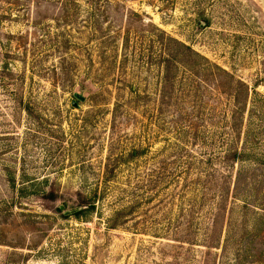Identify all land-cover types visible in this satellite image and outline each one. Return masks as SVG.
<instances>
[{
    "label": "rangeland",
    "instance_id": "374dc122",
    "mask_svg": "<svg viewBox=\"0 0 264 264\" xmlns=\"http://www.w3.org/2000/svg\"><path fill=\"white\" fill-rule=\"evenodd\" d=\"M0 264H264V0H0Z\"/></svg>",
    "mask_w": 264,
    "mask_h": 264
},
{
    "label": "trees",
    "instance_id": "16d2710c",
    "mask_svg": "<svg viewBox=\"0 0 264 264\" xmlns=\"http://www.w3.org/2000/svg\"><path fill=\"white\" fill-rule=\"evenodd\" d=\"M175 43V42H174ZM176 44V46H178L179 48H181V49H185V50H187V51H189V48L188 47H186L184 44H181L180 42H177V43H175ZM192 52V51H191ZM176 57V56H175ZM173 59H174V57H173ZM167 78V77H166ZM77 214H79V213H77Z\"/></svg>",
    "mask_w": 264,
    "mask_h": 264
},
{
    "label": "water",
    "instance_id": "95a60500",
    "mask_svg": "<svg viewBox=\"0 0 264 264\" xmlns=\"http://www.w3.org/2000/svg\"><path fill=\"white\" fill-rule=\"evenodd\" d=\"M74 97H75L77 100L81 101V102H83V101L85 100V98H84L82 95H79V94H75Z\"/></svg>",
    "mask_w": 264,
    "mask_h": 264
}]
</instances>
